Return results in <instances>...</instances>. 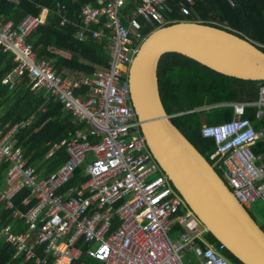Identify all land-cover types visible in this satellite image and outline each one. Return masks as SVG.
<instances>
[{
    "label": "built area",
    "instance_id": "1",
    "mask_svg": "<svg viewBox=\"0 0 264 264\" xmlns=\"http://www.w3.org/2000/svg\"><path fill=\"white\" fill-rule=\"evenodd\" d=\"M129 1L135 4L131 14L124 10ZM171 3L96 0L94 5L82 4L76 38L103 40L109 51L107 65L92 73L58 71L50 60L37 56L27 37L45 22L48 7H42L38 16L26 14L17 24L0 20V46L17 62L1 81L11 86L27 74L32 89H44L47 98L60 101L64 111L87 125V131L76 130L51 145L46 155L64 146L67 156L44 176L28 163L24 149L15 146V135L25 123L0 131V160L9 162L0 200L5 199L6 209H14L11 197L24 186L31 188V194L23 203L37 199L26 211H12V216L24 220L26 232L16 233L9 225L0 229L5 242L15 247L14 256L24 253L26 260L35 258L45 264L35 254L37 246L44 244L50 264H72L83 253L93 264H184L182 256L188 251L199 256L201 264H237L224 244L209 240L208 230L167 177L147 144L131 101L129 68L147 36L143 24L157 28L171 22L164 15ZM176 3L179 14L187 16L195 0ZM55 4L59 10L65 6L59 0ZM65 22L69 21L63 17L60 23ZM227 104L232 107L231 118L205 122L201 132L214 138L211 162L248 208L256 199L264 201V149L252 147L264 143V82L259 83L255 98ZM246 107H255L260 124L255 126L244 116ZM79 166L86 179L66 185Z\"/></svg>",
    "mask_w": 264,
    "mask_h": 264
},
{
    "label": "trees",
    "instance_id": "2",
    "mask_svg": "<svg viewBox=\"0 0 264 264\" xmlns=\"http://www.w3.org/2000/svg\"><path fill=\"white\" fill-rule=\"evenodd\" d=\"M56 1L0 0V20H10L17 24L26 14L38 16L42 7H48L45 22L38 24L27 37L37 56L50 60L58 71L75 69L92 73L96 67L106 66L109 58L106 42L98 39L79 41L75 36L78 29L76 24L80 22L78 14L81 5L86 2L94 5L96 0H59L65 5L60 10L55 4ZM171 1V10H164L165 17L171 19L167 24L180 20L207 23L246 37L264 51V0H235L234 5H230L226 0H195L187 16L179 14L176 0ZM134 6L132 1L127 2L124 6L125 12L131 14ZM63 17L69 22L61 24ZM153 29L155 25L143 24L144 35H148ZM52 38L54 47L69 53V56L48 48ZM16 64L12 53L0 46V131L5 132L16 123H25L15 135V146L24 149L28 163L34 165L44 176L55 170L67 156L64 146H59L50 155H46L51 145L76 130L87 131V125L78 122L70 113L64 111L60 101L47 98L44 89H32L28 85L27 74L14 85L3 83L1 79L14 69ZM157 76L159 94L166 113L172 114V122L210 161H213L210 153L215 150L216 143L213 137L202 134L203 123H217L231 118L232 107L227 103L236 99L255 98L259 83L264 82L241 80L225 75L177 52H166L160 57ZM204 111L206 115H203ZM244 116L255 126L262 122L255 115V107H246ZM89 139L96 140L92 136H89ZM252 147L254 150L264 149V143H256ZM8 165V161L0 160V189L6 186L4 174ZM217 170L222 174L220 168L217 167ZM86 177L79 166L66 185L80 183ZM30 194L29 186L19 189L11 197L14 209L26 211L36 204V198H32L28 204L23 203L24 198ZM14 209H6L5 199L0 200V229L9 225L16 233L26 232L28 226L24 220L12 216ZM260 226L264 230V223ZM34 236L35 232L32 237ZM208 238L213 243H220L210 232ZM44 247V244L37 246L36 257L46 261L45 264H50L52 259L44 252ZM15 252V247L0 236V264H38L35 258L26 260L24 253L14 256ZM226 254L237 264H244L227 249ZM91 261L92 259L83 253L72 264Z\"/></svg>",
    "mask_w": 264,
    "mask_h": 264
},
{
    "label": "water",
    "instance_id": "3",
    "mask_svg": "<svg viewBox=\"0 0 264 264\" xmlns=\"http://www.w3.org/2000/svg\"><path fill=\"white\" fill-rule=\"evenodd\" d=\"M177 52L228 76L264 81V51L246 37L198 21L153 29L129 68L131 101L147 144L190 209L244 264H264V230L232 193L221 173L172 122L159 94L157 67Z\"/></svg>",
    "mask_w": 264,
    "mask_h": 264
},
{
    "label": "rangeland",
    "instance_id": "4",
    "mask_svg": "<svg viewBox=\"0 0 264 264\" xmlns=\"http://www.w3.org/2000/svg\"><path fill=\"white\" fill-rule=\"evenodd\" d=\"M203 115H206V111L203 112ZM88 156L91 158L92 153L88 152ZM249 213L256 219V222L259 225L264 223V201L261 199L254 200L250 206L247 208ZM177 234V232L173 231V237ZM182 261L184 264H201L199 256H197L194 252L188 251L182 256ZM88 264H93L91 262H86Z\"/></svg>",
    "mask_w": 264,
    "mask_h": 264
},
{
    "label": "crops",
    "instance_id": "5",
    "mask_svg": "<svg viewBox=\"0 0 264 264\" xmlns=\"http://www.w3.org/2000/svg\"><path fill=\"white\" fill-rule=\"evenodd\" d=\"M48 48H49L51 51H54V52L59 53V54H61V55L69 56V53L64 52V51H61V50H58V49H56V48L54 47V38L51 39V42H50ZM66 70H67V69H66ZM40 175H41V174H40ZM41 176H43V175H41Z\"/></svg>",
    "mask_w": 264,
    "mask_h": 264
}]
</instances>
